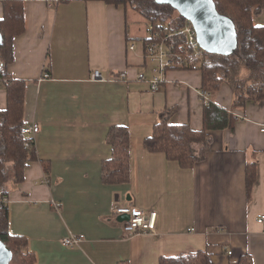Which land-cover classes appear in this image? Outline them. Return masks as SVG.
Segmentation results:
<instances>
[{"label":"crops","instance_id":"0c3cea01","mask_svg":"<svg viewBox=\"0 0 264 264\" xmlns=\"http://www.w3.org/2000/svg\"><path fill=\"white\" fill-rule=\"evenodd\" d=\"M23 15L24 32L13 39L6 71L26 82L22 118L25 126L40 127L33 138L39 160L27 164L21 184L8 185L7 198L10 232L28 239L37 264H158L161 257L196 251H206L211 264H237L246 254L264 264V222L257 223L264 215V100L234 110L233 130L211 132L205 160L180 168L147 152L143 142L166 109H173L170 123L202 128L199 71L169 69L154 93L137 81L138 73H150L144 55L149 25L129 7L23 0ZM253 24L264 26V11ZM95 70L113 80L91 81ZM121 73L124 81L117 80ZM210 101L229 109L232 93L222 84ZM6 108L0 87V110ZM112 126L129 132L127 184L101 178ZM248 163L257 171L250 202ZM115 206L156 210L157 233L128 236L112 214ZM73 235L83 240L62 244Z\"/></svg>","mask_w":264,"mask_h":264},{"label":"trees","instance_id":"16d2710c","mask_svg":"<svg viewBox=\"0 0 264 264\" xmlns=\"http://www.w3.org/2000/svg\"><path fill=\"white\" fill-rule=\"evenodd\" d=\"M103 2L107 5L129 7L141 15L153 31L160 36L180 31L187 21L168 5L154 0H83ZM217 11L231 19L237 33V48L229 56L205 54L200 69L201 91L215 95L222 84L232 93L229 109L209 101L202 109V128L193 130L188 124H172L173 109L161 111L152 134L143 142L149 153H161L167 161L189 169L205 160L211 150L213 131L233 130L236 117L233 111L243 109L247 102L264 100V26L253 24V17L264 11V0H213ZM3 17L0 19V87L6 92L7 108L0 110V199L7 197L8 185L16 188L24 181L28 163L38 161L33 140L21 134L24 109L25 81L12 79L6 66L13 60V39L24 32L23 0H3ZM161 29V30H160ZM176 53L183 39L174 36L170 41ZM187 70V69H186ZM106 143L111 157L102 164L103 183L127 184L130 179L129 132L127 128H109ZM43 171L47 166L42 163ZM257 171L254 164L245 167V193L250 202ZM0 240L18 264H37L36 255L29 248L26 237L14 235L9 228L8 204L0 201ZM119 264H128L127 261ZM158 264H211L206 251H196L173 257H161ZM237 264H253L250 255H241Z\"/></svg>","mask_w":264,"mask_h":264},{"label":"built area","instance_id":"2783aa9c","mask_svg":"<svg viewBox=\"0 0 264 264\" xmlns=\"http://www.w3.org/2000/svg\"><path fill=\"white\" fill-rule=\"evenodd\" d=\"M49 6H54L60 0H45ZM149 25V24H148ZM161 30V29H160ZM174 36H180L183 39V45L180 46V52L176 53L174 46L170 42ZM129 49H133L130 46ZM205 52L199 47L196 42V35L193 27L187 24L176 33H167L163 37L158 32L153 31V27H148V38L144 43L145 61L150 67V73L146 76L144 73H138L136 76L137 81L146 82L149 85L151 92L160 90L164 81L165 72L169 69H188L197 71L200 69L202 60L205 57ZM47 77V75H45ZM113 78V77H112ZM93 82H107L109 78L101 75L100 71L95 70L90 76ZM126 75L121 73L117 76V80L124 81ZM201 101L207 105L210 101L208 92H199ZM40 127L37 124L26 125L22 128L21 134L27 139L33 138L39 133ZM264 134V127L260 129ZM2 203L8 204V198L0 199ZM52 206H57L52 203ZM112 214L118 216L127 215L128 219L121 222V227L124 233L128 236L135 234L155 235L157 232V218L156 210H143L132 206H115L112 209ZM264 222V215H260L257 223ZM83 240V235H73L62 239V244L67 247H74ZM231 255L230 252L227 253Z\"/></svg>","mask_w":264,"mask_h":264},{"label":"water","instance_id":"95a60500","mask_svg":"<svg viewBox=\"0 0 264 264\" xmlns=\"http://www.w3.org/2000/svg\"><path fill=\"white\" fill-rule=\"evenodd\" d=\"M158 5H168L194 29L199 47L210 55L229 56L237 48V33L231 19L220 14L213 0H154ZM2 41L0 34V43ZM128 219L118 216V221ZM12 254L0 240V264H10Z\"/></svg>","mask_w":264,"mask_h":264},{"label":"rangeland","instance_id":"374dc122","mask_svg":"<svg viewBox=\"0 0 264 264\" xmlns=\"http://www.w3.org/2000/svg\"><path fill=\"white\" fill-rule=\"evenodd\" d=\"M17 262V259H13L10 264H18Z\"/></svg>","mask_w":264,"mask_h":264}]
</instances>
